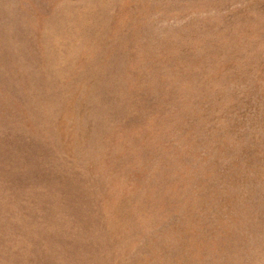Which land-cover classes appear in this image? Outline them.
I'll list each match as a JSON object with an SVG mask.
<instances>
[{
    "label": "rangeland",
    "instance_id": "374dc122",
    "mask_svg": "<svg viewBox=\"0 0 264 264\" xmlns=\"http://www.w3.org/2000/svg\"><path fill=\"white\" fill-rule=\"evenodd\" d=\"M0 264H264V0H0Z\"/></svg>",
    "mask_w": 264,
    "mask_h": 264
}]
</instances>
